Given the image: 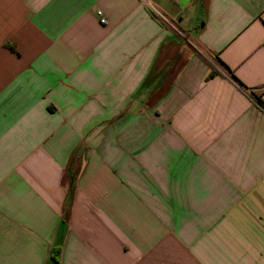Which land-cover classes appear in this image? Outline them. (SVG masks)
<instances>
[{
  "label": "crops",
  "instance_id": "0c3cea01",
  "mask_svg": "<svg viewBox=\"0 0 264 264\" xmlns=\"http://www.w3.org/2000/svg\"><path fill=\"white\" fill-rule=\"evenodd\" d=\"M0 264H264V0H0Z\"/></svg>",
  "mask_w": 264,
  "mask_h": 264
},
{
  "label": "built area",
  "instance_id": "2783aa9c",
  "mask_svg": "<svg viewBox=\"0 0 264 264\" xmlns=\"http://www.w3.org/2000/svg\"><path fill=\"white\" fill-rule=\"evenodd\" d=\"M148 5L150 7L151 14L155 17V19L160 20V21H164V22H168L167 15L161 9H159L155 5H151V3H149ZM97 15H98L99 22L101 24H107V20L105 18V15L103 14V12L98 10Z\"/></svg>",
  "mask_w": 264,
  "mask_h": 264
},
{
  "label": "trees",
  "instance_id": "16d2710c",
  "mask_svg": "<svg viewBox=\"0 0 264 264\" xmlns=\"http://www.w3.org/2000/svg\"><path fill=\"white\" fill-rule=\"evenodd\" d=\"M217 71L216 70H213L211 73H210V76H213Z\"/></svg>",
  "mask_w": 264,
  "mask_h": 264
}]
</instances>
